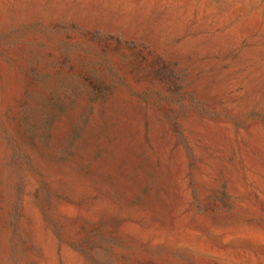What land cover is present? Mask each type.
I'll return each instance as SVG.
<instances>
[{"label": "rangeland", "instance_id": "1", "mask_svg": "<svg viewBox=\"0 0 264 264\" xmlns=\"http://www.w3.org/2000/svg\"><path fill=\"white\" fill-rule=\"evenodd\" d=\"M0 264H264V0H0Z\"/></svg>", "mask_w": 264, "mask_h": 264}]
</instances>
